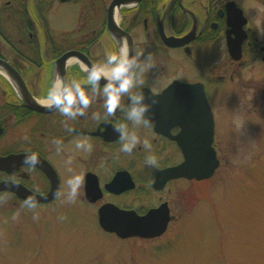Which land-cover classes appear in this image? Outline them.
Masks as SVG:
<instances>
[{
  "label": "flooded vegetation",
  "instance_id": "af4514ba",
  "mask_svg": "<svg viewBox=\"0 0 264 264\" xmlns=\"http://www.w3.org/2000/svg\"><path fill=\"white\" fill-rule=\"evenodd\" d=\"M112 2L0 0V58L20 73L37 103L50 108L30 109L9 80L14 94L0 79V157H20L0 169V182L22 185L38 195H47L56 184V195L37 203L40 206L66 198L67 180L76 174L82 177L77 198L86 200V178L91 173L97 191V219L100 207L107 203L139 215L164 206L170 214L166 234L181 208L182 184L185 189L189 186L193 196L196 183L209 180L156 182L159 170L184 161L179 140L207 128L209 107L215 123L213 146H218V98L224 112L223 137L255 127L253 119L264 113V0H134L113 11L123 31L120 36L108 27ZM64 4L72 7L73 24L55 32L50 15ZM123 41L131 53H142L141 61L147 58L151 65L144 73V83L132 89L142 90L152 104L150 127H133L119 109L105 118L102 97L75 119L44 103L47 89L60 75L56 62L61 56L74 52L66 63L65 78L83 80L86 73L80 70L81 64L101 61L106 45L116 49ZM104 83L102 79L101 88ZM187 86L195 87L183 88ZM203 96L207 102H200ZM251 103L257 104L254 113ZM94 112L101 118L94 119ZM120 123L127 124L141 141L147 139L150 147L141 142L132 153L121 152L116 128ZM84 138L93 145L91 152L76 150V140ZM54 140L63 142L62 152L56 151ZM33 153L38 162L26 163ZM149 155L157 157V166L147 164ZM69 156L72 172L65 164ZM113 181L111 189L107 188ZM7 197L25 204L10 190L0 192V202Z\"/></svg>",
  "mask_w": 264,
  "mask_h": 264
},
{
  "label": "rangeland",
  "instance_id": "374dc122",
  "mask_svg": "<svg viewBox=\"0 0 264 264\" xmlns=\"http://www.w3.org/2000/svg\"><path fill=\"white\" fill-rule=\"evenodd\" d=\"M71 19L64 4L50 26L65 30ZM217 104L221 165L196 183L193 196L182 184L181 208L166 234L123 240L100 228L97 206L87 200L57 198L30 209L7 197L0 202V264H264V113L255 127L223 137L221 98Z\"/></svg>",
  "mask_w": 264,
  "mask_h": 264
},
{
  "label": "clouds",
  "instance_id": "9594fccd",
  "mask_svg": "<svg viewBox=\"0 0 264 264\" xmlns=\"http://www.w3.org/2000/svg\"><path fill=\"white\" fill-rule=\"evenodd\" d=\"M141 54H133L130 52L127 41L120 43L119 47L113 49L105 46L103 59L91 66L81 64L80 70L86 73L83 80H68L60 75L51 83L44 97V103L49 107L55 108L62 115L69 119H75L85 114V111L97 97L103 98V106L105 110V118L113 116L119 109L126 114V120L130 121L133 127L151 126V117L149 109L152 104L147 100L145 93L140 91H132L137 85L144 83V73L151 65L141 61ZM104 80L103 87L100 81ZM84 85L90 86L86 90ZM90 93V94H89ZM126 99V103L124 102ZM94 119H100L101 114L94 112ZM65 127L67 123L65 122ZM117 131L120 132L122 141L120 151L124 153H132L137 144L143 143L145 147H150L147 139L141 141L135 131H129L128 125L120 123L116 125ZM73 131V129H68ZM56 151L62 152V141L54 140ZM76 150L83 152H91L93 145L86 138L78 139L75 142ZM36 154L33 153L26 157V163H37ZM68 171L72 172V158L69 156L65 161ZM147 164L151 166L158 165V159L154 155L147 157ZM82 177L78 174L69 177L67 180L66 198L70 202H74L79 195ZM25 205L30 209H35L37 203L34 197L25 200Z\"/></svg>",
  "mask_w": 264,
  "mask_h": 264
},
{
  "label": "water",
  "instance_id": "95a60500",
  "mask_svg": "<svg viewBox=\"0 0 264 264\" xmlns=\"http://www.w3.org/2000/svg\"><path fill=\"white\" fill-rule=\"evenodd\" d=\"M131 1L134 0H113L111 3L108 27L110 31L117 36H120L123 31H121L119 25L114 19L113 11L116 6L127 4ZM73 54L74 52H68L61 56L56 62L59 74L64 78L66 63ZM0 74L11 82L16 91L22 96L24 104L27 107L39 111H47L50 109L37 103L20 73L3 58H0ZM194 87L195 86H187L183 88L189 89ZM204 101L207 102L203 96V98L200 99V102ZM207 113L209 114L207 117L209 125L205 128V130L202 131L198 129L197 132L191 134L188 139L182 137V139L179 140L184 154V161L177 166L159 170L157 172L158 176L156 182L159 181V183H164L165 181L173 178H187L189 180L196 179L200 181L214 176L220 167L221 161L218 157L216 148L213 146L215 123L212 111L209 107H207ZM19 158L20 157L16 155L0 157V169H4L6 163L15 162L16 160L19 161ZM44 170L51 174V169H46V167H44ZM113 183L114 181L107 185V188L111 189ZM85 189L86 200L90 203L96 202L97 191L93 174L91 173L87 175ZM4 190L12 191L24 201L30 196L34 197L36 203L52 200L57 192L56 184L47 195H38L26 189L22 185L15 184L13 182H0V192ZM169 221V209L164 208V206L152 209L145 215H139L135 211L123 210L114 204L107 203L102 205L98 212V222L100 227L105 232L115 234L121 239H128L132 237L152 239L160 237L166 232Z\"/></svg>",
  "mask_w": 264,
  "mask_h": 264
},
{
  "label": "trees",
  "instance_id": "16d2710c",
  "mask_svg": "<svg viewBox=\"0 0 264 264\" xmlns=\"http://www.w3.org/2000/svg\"><path fill=\"white\" fill-rule=\"evenodd\" d=\"M0 79L5 81L6 89L10 90L14 94L12 86L9 84V82L6 80V78L3 77L1 74H0Z\"/></svg>",
  "mask_w": 264,
  "mask_h": 264
}]
</instances>
